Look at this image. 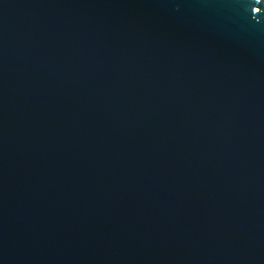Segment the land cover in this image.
Returning a JSON list of instances; mask_svg holds the SVG:
<instances>
[{
	"label": "water",
	"instance_id": "95a60500",
	"mask_svg": "<svg viewBox=\"0 0 264 264\" xmlns=\"http://www.w3.org/2000/svg\"><path fill=\"white\" fill-rule=\"evenodd\" d=\"M0 264H264V0H0Z\"/></svg>",
	"mask_w": 264,
	"mask_h": 264
}]
</instances>
